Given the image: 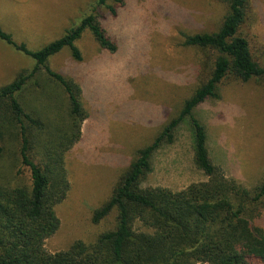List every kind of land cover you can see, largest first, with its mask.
Here are the masks:
<instances>
[{"label":"rangeland","instance_id":"obj_1","mask_svg":"<svg viewBox=\"0 0 264 264\" xmlns=\"http://www.w3.org/2000/svg\"><path fill=\"white\" fill-rule=\"evenodd\" d=\"M97 1L0 0V26L30 49L59 38L92 11L118 45L115 53L104 50L87 30L77 41L82 61L74 60L69 49L49 59L51 68L82 85L89 112L81 140L66 155L71 186L56 206L61 225L46 241L52 252L68 249L77 240L93 243L115 227L116 210L98 224L92 221L94 210L111 196L136 152L153 142L210 77L219 55L186 45L184 34L217 31L229 11L222 0H125L113 15ZM241 33L254 57L264 63V0L247 1ZM33 66L30 58L0 40V85ZM41 83L42 89L28 91L26 99L32 111L52 120V109L57 114L65 108L60 87L45 76ZM218 91L219 97L200 104L194 116L206 127L213 163L228 178L252 188L264 178V84L228 77ZM193 133L186 118L173 142L154 153L144 185L179 191L208 179L194 163ZM13 162L9 151L5 163ZM19 170L27 178V167L18 161L12 180Z\"/></svg>","mask_w":264,"mask_h":264},{"label":"trees","instance_id":"obj_2","mask_svg":"<svg viewBox=\"0 0 264 264\" xmlns=\"http://www.w3.org/2000/svg\"><path fill=\"white\" fill-rule=\"evenodd\" d=\"M108 1L98 0L97 6L113 15L125 3ZM222 1L229 11L217 31L184 34L186 45L219 53L210 77L153 142L136 152L111 196L93 212L92 221L98 224L116 210L115 227L93 243L77 240L57 252L49 251L46 241L60 228L56 206L71 186L65 159L81 140L89 112L82 85L51 68L49 59L69 49L74 60L82 61L77 41L87 30L104 50L115 53L118 45L93 11L36 50L0 26V40L34 62L32 70L0 85V264H264V178L252 188L228 178L213 163L206 127L194 116L200 104L219 97V85L228 77L264 84V63L254 57L241 33L248 0ZM42 76L60 87L65 107L57 114L52 109V120L32 111L26 99L28 91L42 89ZM186 118L193 126L194 163L208 179L179 191L144 185L154 153L173 142ZM9 151L12 164L5 163ZM18 161L28 176L19 170L12 180Z\"/></svg>","mask_w":264,"mask_h":264}]
</instances>
